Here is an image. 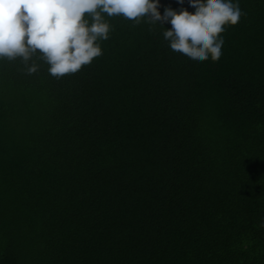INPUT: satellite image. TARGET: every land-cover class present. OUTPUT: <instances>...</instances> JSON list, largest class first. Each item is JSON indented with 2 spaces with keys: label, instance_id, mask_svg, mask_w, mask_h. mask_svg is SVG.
Returning a JSON list of instances; mask_svg holds the SVG:
<instances>
[{
  "label": "trees",
  "instance_id": "1",
  "mask_svg": "<svg viewBox=\"0 0 264 264\" xmlns=\"http://www.w3.org/2000/svg\"><path fill=\"white\" fill-rule=\"evenodd\" d=\"M239 7L216 62L119 16L75 74L0 59V264H264V0Z\"/></svg>",
  "mask_w": 264,
  "mask_h": 264
},
{
  "label": "clouds",
  "instance_id": "2",
  "mask_svg": "<svg viewBox=\"0 0 264 264\" xmlns=\"http://www.w3.org/2000/svg\"><path fill=\"white\" fill-rule=\"evenodd\" d=\"M191 16L160 0H0V59H19L28 75L47 65L59 79L75 74L102 55L100 42L109 38L107 18L119 16L163 28L170 54L192 64L221 56V35L243 15L239 0H176ZM170 25L165 28L164 24Z\"/></svg>",
  "mask_w": 264,
  "mask_h": 264
}]
</instances>
